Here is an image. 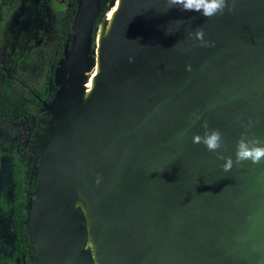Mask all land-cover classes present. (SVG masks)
<instances>
[{"label": "water", "instance_id": "obj_1", "mask_svg": "<svg viewBox=\"0 0 264 264\" xmlns=\"http://www.w3.org/2000/svg\"><path fill=\"white\" fill-rule=\"evenodd\" d=\"M105 2L79 4L73 49L60 62L71 74L61 108ZM166 2L125 0L82 117L104 262L264 264V162L225 172L217 153L192 142L207 123L223 134L219 151L235 160L242 133L264 138V0H234L233 12L212 18L164 12ZM200 28L214 46L191 35ZM54 121L26 207L35 262L95 264L88 234L73 235L74 102Z\"/></svg>", "mask_w": 264, "mask_h": 264}, {"label": "flooded vegetation", "instance_id": "obj_2", "mask_svg": "<svg viewBox=\"0 0 264 264\" xmlns=\"http://www.w3.org/2000/svg\"><path fill=\"white\" fill-rule=\"evenodd\" d=\"M20 2L21 0L10 11H17L16 17L25 23V27L19 37L16 38L12 46V52L7 54L5 63L1 62L5 50L3 38L0 46V67L3 69L0 68V76L4 80L2 87L9 92V95L0 94V98L4 100L0 106V126H5L12 132L11 142L0 148V164L4 156H8L11 159L12 179L15 189L14 163H25L30 176L26 196L28 202L29 198L31 199L30 193L34 191V171H36L41 160L38 157L40 155V144L48 139L47 131L51 126L47 118H49L48 116L54 118L45 106L46 104L54 103L59 96L58 92L61 87H68L69 84L71 74L68 70L63 71L60 69V62L66 59V54H69L73 49L74 24L78 11L76 7H79L81 0L72 4V14L68 10V4L66 5L67 0H24V7L18 9L21 7ZM42 8L50 17L48 22H44V20H47L45 18L46 15H44L42 23L48 28L50 26V30L48 28H43V30L37 28L38 24L36 23L39 18L35 14ZM59 15H62V17L59 18ZM68 28L72 29V34L67 33ZM44 41H48L49 44L54 41L56 50L53 52L55 56L49 61L50 68L46 70L43 86L33 85L34 88H31L26 84V78L32 72L37 56L44 53L47 55V51H43V48H41V43ZM44 70L43 68L41 69L42 72ZM58 81L60 82L59 85ZM17 98H20L21 101L17 100ZM40 127H42L40 132H37ZM33 139L38 140L34 143ZM31 142L35 146H30ZM32 148L33 155L28 153ZM32 156L35 157L34 161H32ZM29 162H35L33 168ZM12 202L10 203L11 210ZM11 233L15 242L13 217ZM28 255V260L24 257L22 262V258L16 257L15 253H13L12 258L0 254V264H30V252H28Z\"/></svg>", "mask_w": 264, "mask_h": 264}, {"label": "bare ground", "instance_id": "obj_3", "mask_svg": "<svg viewBox=\"0 0 264 264\" xmlns=\"http://www.w3.org/2000/svg\"><path fill=\"white\" fill-rule=\"evenodd\" d=\"M124 2L125 0H115L114 6L111 7L107 13L106 25H104V27L100 30L95 39L96 51L95 53L93 52L92 46L87 58L85 59V68L79 75L76 84L71 87L63 108L59 106V103L60 100L65 98V91L68 89L66 86H64V88L59 92V96L54 103L46 104L45 106V108H47L53 115L54 120H56L63 114L68 104L72 101L74 102V135L72 143L77 157L79 185L76 192V205L73 210V213L78 217V223L73 230V235L76 236L82 232L88 234L86 248L89 244L94 247L92 260L95 262V264H105V262L101 249L87 168L85 164L82 117L83 114H85V112H87L89 109L94 98L99 77L103 69L104 54L114 34ZM101 8L103 10L104 6ZM102 10H100V12H102ZM54 125L55 121L51 122V126L47 131L48 138L52 134ZM46 142L40 144L41 146L39 149V154H41L44 150ZM31 194L32 193H30V195ZM84 219L87 220V224L85 226H83ZM80 252L82 251H78V254H80Z\"/></svg>", "mask_w": 264, "mask_h": 264}, {"label": "rangeland", "instance_id": "obj_4", "mask_svg": "<svg viewBox=\"0 0 264 264\" xmlns=\"http://www.w3.org/2000/svg\"><path fill=\"white\" fill-rule=\"evenodd\" d=\"M78 0H67L66 5L68 4V10L70 11V14H72V4H75ZM106 1V2H105ZM23 2L24 0H21L20 8H23ZM104 8L102 12L100 13L99 17L96 20L95 28H94V42H93V52L96 51V36L100 32V30L106 25V16L111 7L114 6L115 0H104ZM41 8V7H40ZM45 9V8H44ZM33 12V11H32ZM36 17L39 18V21L36 23L37 28L40 30H43V28H48L45 26V24L42 23V20L44 15L47 20H44V22H48L50 17H48V13L42 9L36 12ZM17 11H9L6 14L5 21L2 26V38L4 40V55H2L1 62L5 63V58L7 57V54L12 52V46L14 45V42L17 37L21 34V31L25 27V23H23L21 20H19L17 17ZM41 19V20H40ZM33 21V20H32ZM49 26V30H50ZM41 48H43V51H47V55L41 54L37 56L36 62L34 63V68L32 69V72L29 74V76L26 78L27 82L26 84L29 85L31 88H34L33 85L42 87L44 84V77L46 70H48L50 60L54 58V50H56L54 41L50 44L48 41H44L41 43ZM2 66V65H1ZM2 69V67H0ZM45 69L43 72L41 69ZM3 70V69H2ZM4 83L3 78L0 76V88H2ZM11 89V88H10ZM6 93H9L7 89H4ZM47 120L51 123L53 122V119L51 116H48ZM12 127V126H10ZM42 127L38 128L39 130L37 132H40ZM13 131V130H12ZM40 134V133H39ZM38 134V135H39ZM12 132L9 131L5 126H0V148L6 146L8 143L12 140ZM38 139H33L32 141L35 143ZM34 143L30 146H35ZM33 148L28 151L29 154L33 155ZM34 156H32V161H34ZM31 163V167L33 168L35 165V162H29ZM11 165L12 161L8 156H4L2 158L1 164H0V254H4V256L12 258L14 253V238L11 233L12 228V210H11V202L13 199V191H14V183L12 179V171H11ZM36 168V167H35ZM35 172V171H34ZM35 177H33L34 180ZM30 200V198H29ZM87 249L89 251H93L94 253V247H92L90 244L88 245ZM33 264H36L34 261Z\"/></svg>", "mask_w": 264, "mask_h": 264}, {"label": "clouds", "instance_id": "obj_5", "mask_svg": "<svg viewBox=\"0 0 264 264\" xmlns=\"http://www.w3.org/2000/svg\"><path fill=\"white\" fill-rule=\"evenodd\" d=\"M173 8H179L182 12L199 13L203 17L212 18L222 15L227 9L228 12L235 10L234 0H167L164 12ZM197 40H200L204 46H214V42L210 45L204 40V30L202 28L192 33ZM191 71V65L186 66ZM196 120L200 117L196 116ZM205 131L201 134H195L192 137L194 144H203L209 152L217 153L219 160L225 161L222 168L225 172L231 171L234 164H242L245 161H251L254 165L264 162V138L252 136L249 138L247 131L241 134L236 144L235 160L231 156H224L219 150L223 147V134L219 129L210 128L207 123L203 125ZM99 183V181H97Z\"/></svg>", "mask_w": 264, "mask_h": 264}, {"label": "trees", "instance_id": "obj_6", "mask_svg": "<svg viewBox=\"0 0 264 264\" xmlns=\"http://www.w3.org/2000/svg\"><path fill=\"white\" fill-rule=\"evenodd\" d=\"M19 0H0V46L2 44V26L6 18V14L18 4ZM78 10V6L76 7ZM62 15H59V18ZM68 34H72L73 31L71 28L67 29ZM5 88H0V94L9 95L4 91ZM17 100L21 101L20 98ZM4 102L0 98V106ZM14 178H15V189L14 197L12 202V217H13V233L15 236V256L21 257L22 262L25 257L28 260L30 252V264H33L35 261V254L33 253L32 244L29 239V233L27 232V226L25 224L28 211H27V191L29 186V170L25 167L24 162H15L14 163Z\"/></svg>", "mask_w": 264, "mask_h": 264}]
</instances>
